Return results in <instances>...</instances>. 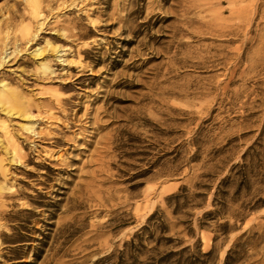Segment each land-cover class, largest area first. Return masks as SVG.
Masks as SVG:
<instances>
[{
  "label": "rangeland",
  "instance_id": "1",
  "mask_svg": "<svg viewBox=\"0 0 264 264\" xmlns=\"http://www.w3.org/2000/svg\"><path fill=\"white\" fill-rule=\"evenodd\" d=\"M263 1L0 0V96L81 110L20 166L0 104V264H264Z\"/></svg>",
  "mask_w": 264,
  "mask_h": 264
},
{
  "label": "bare ground",
  "instance_id": "2",
  "mask_svg": "<svg viewBox=\"0 0 264 264\" xmlns=\"http://www.w3.org/2000/svg\"><path fill=\"white\" fill-rule=\"evenodd\" d=\"M40 16H41L40 12L35 10V12L33 13L34 19L37 20V19L40 18ZM26 34L29 35V36L31 35V28L30 27L27 29V33ZM34 38H36V36ZM53 51L57 52V55H58L60 52L65 51V49L63 50V48H61V47H59V48L56 47V48L53 49ZM35 52H36L35 55H37V56H40V55L43 54L42 49H38ZM62 61L66 62L67 60H62ZM40 69L44 70V71H42V73L44 75H48L50 73H52V75H53V74L56 73V71H52L51 70V66L47 62L41 64ZM70 79L69 78H65L64 80H62L63 82L60 80L61 84H62V88L71 89V85H70L71 80ZM53 96H54L53 97L54 99L52 98V109L50 108L51 107L50 103L43 104V105L32 103L29 100H26V99L24 100L23 97L21 96V94H18L16 91H13V90L8 91V92H6V94L0 96V104H4V107H5L4 110L7 113V119H8V123H9V124H7V127H6V129H7V131H6L7 132L6 133V154H7V156H9L10 161L15 162L16 164H18L20 166H22V165L23 166H28V163H36V164H38L40 166H45L46 165L45 162L43 161V159L41 160V155L43 154L42 152L44 151V149H42L43 147H41L39 142L40 143H42V142L45 143L46 140H50L51 144L57 145V146H61L64 143H66L67 140L65 139V136L62 135V133H60V134L54 133V131L52 132L51 129H49L48 132H45L42 129L36 131L35 124H40L41 122H48V123H50L52 125H54V124L56 125V123H59V124L64 125V127L63 126H61V127L69 128V129H73V128L79 126V124H77V123H78V121H80L79 112L81 110L80 109H78V110L76 109V113H75V117L74 118H71L69 116L70 113L68 114V111L72 109L70 107V106H72L71 102H70L71 98H61L60 95H53ZM73 106H75V105H73ZM56 108L64 113V114L62 113L63 118L56 115V113L54 112V110ZM87 111H88V109H87ZM14 115H19V116H21L23 118L28 119L29 125L28 126H23L22 128L23 129H27L28 131L32 132V134H34V135H32L31 137L27 136V138L24 141L26 142L28 140L30 142V144H32L31 152L34 153V155H36L37 157H39V158H37V160H35L33 157H31L30 153L26 152L25 149H26L27 145H25L24 141L23 142H16L15 141L14 134H13L12 129H11L12 118L14 117ZM90 115L91 114L88 113V112H86V114H85V116H87V117H89ZM97 119H98V116H97ZM66 131H67V129H66ZM51 153H53V151ZM33 168H31L32 172L34 171ZM7 194H6V196H8ZM12 200H14V199H12ZM10 203H12V201Z\"/></svg>",
  "mask_w": 264,
  "mask_h": 264
}]
</instances>
